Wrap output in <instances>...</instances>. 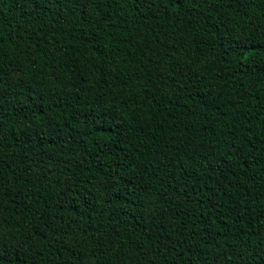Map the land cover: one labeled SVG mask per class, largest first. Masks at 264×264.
Segmentation results:
<instances>
[{"label":"trees","instance_id":"obj_1","mask_svg":"<svg viewBox=\"0 0 264 264\" xmlns=\"http://www.w3.org/2000/svg\"><path fill=\"white\" fill-rule=\"evenodd\" d=\"M0 249L264 264V0H0Z\"/></svg>","mask_w":264,"mask_h":264},{"label":"snow or ice","instance_id":"obj_2","mask_svg":"<svg viewBox=\"0 0 264 264\" xmlns=\"http://www.w3.org/2000/svg\"><path fill=\"white\" fill-rule=\"evenodd\" d=\"M15 255V253H9L7 251H4L3 249H0V261H9V256ZM10 264V261H9Z\"/></svg>","mask_w":264,"mask_h":264}]
</instances>
